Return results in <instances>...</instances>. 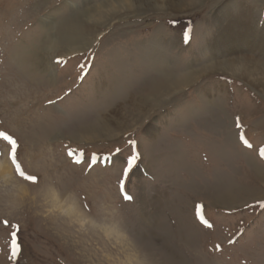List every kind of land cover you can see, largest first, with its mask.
Wrapping results in <instances>:
<instances>
[{"label":"rangeland","instance_id":"rangeland-1","mask_svg":"<svg viewBox=\"0 0 264 264\" xmlns=\"http://www.w3.org/2000/svg\"><path fill=\"white\" fill-rule=\"evenodd\" d=\"M104 1L0 0V161L12 177L0 178V264H264V180L249 166L264 165V92L207 69L212 53L203 47L214 16L248 0L77 17ZM255 14L257 37L264 0ZM250 55L264 64V50ZM156 77L164 81L151 95ZM112 80L120 94L102 110L95 89ZM100 106L117 136L87 140L79 125ZM217 173L245 197L220 201L210 190ZM155 195L161 223L153 227Z\"/></svg>","mask_w":264,"mask_h":264},{"label":"bare ground","instance_id":"bare-ground-1","mask_svg":"<svg viewBox=\"0 0 264 264\" xmlns=\"http://www.w3.org/2000/svg\"><path fill=\"white\" fill-rule=\"evenodd\" d=\"M193 2L194 0H110V1H104L102 3L100 2V4L97 7H91L90 9L84 10V11L82 10L78 12V14L76 15L77 17L85 16L89 19H93L96 16L100 17V14L102 13L101 10H103L104 8H106L107 11H115L120 8L121 9L123 8L142 9L143 8L142 5H143L145 6L146 9H149V7L158 9L164 6H167V7L171 6V8L181 9L183 6L189 7ZM133 3H135V6H133ZM248 3L249 4L245 8H243L242 11L240 10L235 11L233 9V6H231L232 9L228 11V13L225 11V12L217 13L215 16L213 15L214 18L212 19V22H214L213 24L216 25L214 34L212 33L214 37H211V39H208V41L205 43L206 46H203L207 51L212 53L210 59L213 60V62L210 65L208 64L209 66L206 68L209 70L216 69V70H223V71L231 72L232 74L236 76L243 77L245 80H247L249 83L254 85L256 88L264 92V64L263 63L261 64L260 62L255 61L254 58L250 55V53L254 50H257V49L260 51L264 50V27L261 29L260 33L256 37L255 33H256V29L258 25L256 24L257 18L255 14V9H256L258 0H248ZM52 23L53 22L50 17H45L42 21V28L51 29L50 27L53 26ZM71 42H69V44L66 45V47H70ZM27 52L28 50L22 47V49H19V51L16 53L18 64L21 65L22 67L24 66V64L25 65L27 64V57H26ZM150 62L151 64H153L152 66H154V69L157 72L158 71L163 72L164 74H166L165 78L167 80L170 78L171 80V77L169 76L170 74H172L171 71L168 70L166 67L164 69H161L160 67H158L160 65L165 66L166 63L165 61H163V59L160 60V59L154 58L153 60H150ZM30 63H31V60H30ZM25 70L29 71V68ZM30 73L32 72L30 71ZM195 73H196V70H195ZM195 73H190L183 77L172 78V83L171 85L167 87V89H175V88L177 89V87L180 86L181 84L189 83V81L194 78V75H196ZM153 79L154 78L151 79V83H150V94L151 95L155 94L159 90L160 85L164 81V79L162 78L157 79V77H156L157 80L155 79L153 80ZM112 82L113 80L106 83V85L107 84L110 85L112 84ZM108 85H107L106 90L105 89L103 90L102 87L99 89L98 88L95 89L98 94L101 93L100 94L101 96H99L98 99L100 100V104L103 109L101 108V106L100 108L97 107L98 111L96 112V115L94 117L90 118L91 122L88 123L89 124L88 127L83 126L82 124L79 125L81 127L80 129H82L83 131L82 135H85V137L84 136L83 137L87 140H91L95 137H100V136L105 137V138L106 137L112 138V136H117L115 130L113 131V129L107 125L106 118L105 119L101 118V116L103 115L101 112V109L104 110L105 107H108L111 101L110 99H113L120 94L119 90L111 89L108 87ZM102 90H103V93L101 92ZM102 94H104L105 96ZM217 110L219 111V109ZM77 122H79V120ZM149 143H151V141H149ZM178 162L173 159L171 160L170 164L174 168L178 165ZM249 166L251 168V171L254 172V174L259 180H264V165H260L259 163H257V161L250 160ZM0 178L5 183L11 181L12 179L10 167L5 160L0 161ZM213 182L214 183L212 184L210 190L214 192V195H216V197L221 199L220 201H224V202L228 201L227 203H231V202H235V199H240L241 197H245L243 194L236 193L237 189H239L240 186L234 183L232 181V178H229L228 176L222 175L221 173H217ZM51 194L54 196V198L56 197L55 194H53L52 192ZM160 200H159V197L157 196L154 197L153 199L152 205L154 207L155 218H157L156 211L161 206ZM65 210H66V213L69 214V216L72 214L73 215L76 214L75 207L71 204H67ZM151 217L152 216L143 215V221L145 222L149 221V218ZM155 218L152 222L153 227L159 226L161 223L160 219L159 221L158 218L157 219ZM152 226L150 227V225L149 226L147 225L146 231L148 230L149 233L150 232L153 233L152 235L155 238L156 236L154 235L155 231L152 232L153 230L152 231L149 230V228H152ZM111 231L115 232L116 234H120L119 231L115 230L114 228H111L110 232ZM122 236L124 237V235ZM136 257L137 256H135V258ZM128 259H131V258L128 257ZM128 259L126 258V260Z\"/></svg>","mask_w":264,"mask_h":264},{"label":"snow or ice","instance_id":"snow-or-ice-1","mask_svg":"<svg viewBox=\"0 0 264 264\" xmlns=\"http://www.w3.org/2000/svg\"><path fill=\"white\" fill-rule=\"evenodd\" d=\"M6 139H11V137H5ZM262 154H264V153H262ZM135 159H136V157L133 155L132 157H130L129 158V160H128V165H129V167L132 165V163L135 161ZM128 171V169L126 168L125 169V172H127ZM29 179H35V177H29ZM127 199H131V197H126ZM14 245H15V242H14Z\"/></svg>","mask_w":264,"mask_h":264}]
</instances>
